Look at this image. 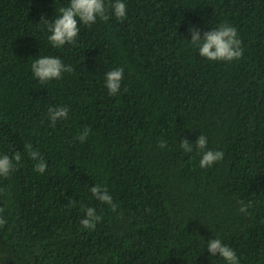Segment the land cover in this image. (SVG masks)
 <instances>
[{
    "label": "trees",
    "instance_id": "1",
    "mask_svg": "<svg viewBox=\"0 0 264 264\" xmlns=\"http://www.w3.org/2000/svg\"><path fill=\"white\" fill-rule=\"evenodd\" d=\"M113 2L107 21L80 23L76 44L57 49L47 21L69 0H0V155H22L0 177V264H225L208 252L215 237L240 264H264V0H123V21ZM225 23L242 58L201 57L190 25ZM42 56L74 70L42 84L31 71ZM116 68L112 96L105 74ZM56 106L69 114L53 126ZM202 134L224 153L208 168L195 148ZM25 144L46 161L43 174ZM96 184L115 212L95 199ZM238 201L252 204L247 215ZM88 207L102 217L95 230L80 224Z\"/></svg>",
    "mask_w": 264,
    "mask_h": 264
},
{
    "label": "clouds",
    "instance_id": "2",
    "mask_svg": "<svg viewBox=\"0 0 264 264\" xmlns=\"http://www.w3.org/2000/svg\"><path fill=\"white\" fill-rule=\"evenodd\" d=\"M112 14L120 21H123L127 16V6L123 0H114L109 6ZM60 15L53 21H47V30L50 33L48 36L49 43L59 49L65 44H76V39L79 35V24L83 23L86 26L95 24L97 18L107 21L109 15L105 6V0H69L66 7L59 9ZM45 17L42 16V22ZM191 45L197 48L199 55L211 61H227L239 60L243 56L242 40L239 38L237 29L229 24H221L217 28H212L209 31L201 33L195 26L190 25ZM71 65H66L59 57L42 56L36 58L32 65L31 71L35 78L42 84L51 80L61 79L64 73L73 71ZM124 69L116 68L108 71L105 74V87L110 95L115 96L121 89ZM69 109L61 106L50 107L48 109V118L53 126L58 120H66L68 118ZM90 134V129L85 128L78 139L84 143ZM208 138L202 134L195 140V148L202 153L200 159V167L208 168L216 162L224 158L222 151H213L207 149ZM158 146L163 149L167 146L165 140H160ZM180 147L191 153L194 146L191 142L185 139L180 143ZM25 151L29 157L35 161L34 171L43 174L47 169V163L38 151H34L31 144H25ZM22 159L21 151H16L12 157L7 154L0 155V177L7 178L14 172ZM91 193L96 200L101 203H106L110 206L113 212L116 211L118 205L113 202L112 196L109 194L106 187L96 184L90 188ZM69 204L74 206L75 201H69ZM240 207L239 212L248 214V209L252 207L251 203L238 201ZM4 211L0 208V213ZM86 215L81 219L80 224L84 229L95 230L97 222L102 220L100 215L96 214V210L92 207L86 208ZM6 224V220L0 216V226ZM208 252L211 256H219L225 261V264H240L237 253L223 243L221 239L215 237L207 241ZM204 247V246H203Z\"/></svg>",
    "mask_w": 264,
    "mask_h": 264
}]
</instances>
